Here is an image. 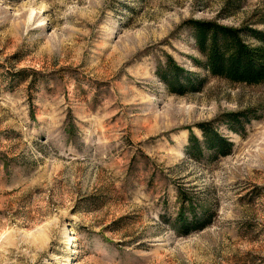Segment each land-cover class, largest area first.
<instances>
[{"label": "rangeland", "instance_id": "obj_1", "mask_svg": "<svg viewBox=\"0 0 264 264\" xmlns=\"http://www.w3.org/2000/svg\"><path fill=\"white\" fill-rule=\"evenodd\" d=\"M260 16L264 0H0V264H264V85L197 67L184 25ZM168 57L199 92L168 90ZM243 111L240 135L225 116ZM206 123L233 148L197 162ZM182 213L209 225L184 235Z\"/></svg>", "mask_w": 264, "mask_h": 264}, {"label": "trees", "instance_id": "obj_2", "mask_svg": "<svg viewBox=\"0 0 264 264\" xmlns=\"http://www.w3.org/2000/svg\"><path fill=\"white\" fill-rule=\"evenodd\" d=\"M230 16L221 13L219 21ZM248 22L237 28L222 25L217 21L192 19L185 22L184 25L191 31L198 52L204 58V61L194 60L195 65L208 71L212 77L231 83L264 85V31L258 29L260 25L264 26V16L258 17L257 20L252 17ZM158 77L172 94L178 96L199 92L206 83L205 78L194 77L192 73L178 67L169 57L165 68L158 71ZM225 117L227 128L240 135H243L241 131L245 129V124L257 119L253 111H243ZM199 129L204 140L201 142L195 136L190 138L187 153L191 159L197 162L207 159L212 162L231 153L233 143L222 137L212 124H202ZM181 196L185 198L184 201L187 200L186 195ZM207 215L197 217V213H193L192 221L187 222V217L182 213L179 216L181 223L176 227H180L184 235L202 230L209 225Z\"/></svg>", "mask_w": 264, "mask_h": 264}]
</instances>
